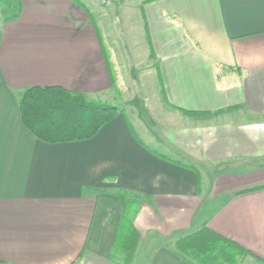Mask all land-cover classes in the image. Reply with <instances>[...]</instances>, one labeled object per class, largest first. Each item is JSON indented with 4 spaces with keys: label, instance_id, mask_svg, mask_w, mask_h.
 I'll return each instance as SVG.
<instances>
[{
    "label": "crops",
    "instance_id": "crops-1",
    "mask_svg": "<svg viewBox=\"0 0 264 264\" xmlns=\"http://www.w3.org/2000/svg\"><path fill=\"white\" fill-rule=\"evenodd\" d=\"M130 8L143 52L110 36ZM0 30V264H119V191L135 264H194L175 242L203 226L264 264V0H17ZM34 86L120 111L93 138L48 143L21 117Z\"/></svg>",
    "mask_w": 264,
    "mask_h": 264
},
{
    "label": "trees",
    "instance_id": "trees-1",
    "mask_svg": "<svg viewBox=\"0 0 264 264\" xmlns=\"http://www.w3.org/2000/svg\"><path fill=\"white\" fill-rule=\"evenodd\" d=\"M19 106L24 125L37 138L48 143L93 138L120 111L115 105L89 100L83 93L61 86L30 87L21 94ZM118 195L124 210L111 258L119 264H135L141 234L133 221V207L128 205L132 200L129 201L127 192L119 191ZM175 248L194 264H239L252 254L208 226L180 237L175 242Z\"/></svg>",
    "mask_w": 264,
    "mask_h": 264
},
{
    "label": "rangeland",
    "instance_id": "rangeland-1",
    "mask_svg": "<svg viewBox=\"0 0 264 264\" xmlns=\"http://www.w3.org/2000/svg\"><path fill=\"white\" fill-rule=\"evenodd\" d=\"M16 1L17 0H0V21H2L9 13L12 12V9L16 6ZM88 4V3H87ZM90 7H94V4H90ZM131 7V6H128ZM125 8V7H124ZM107 11V8H106ZM127 10L123 11L122 13L125 15V17L130 21H127L129 24L126 25L124 23V20L121 21V19H119V21H117V18L115 15H113V10L109 9V12H106V18L108 21V25H111L113 23V18L117 21V25H113L111 26V32H110V36H115L117 35L118 37H113V38H117L116 39V43L117 45H129L128 41L130 42V36H132L134 38V41L132 42H136V46L137 49L140 52H143L146 50L147 46H148V42L144 41L145 39V31H144V24H143V20L140 21L139 17L136 15L137 11L134 10V8H130V11L128 12V14L126 13ZM117 15V12H115ZM139 14L142 15L141 12H139ZM95 18L97 19V11L95 14ZM143 17V15H142ZM99 22H101V19L99 20ZM103 23V20H102ZM122 23V24H120ZM125 25H124V24ZM120 24V25H119ZM99 27H103L100 23L98 25ZM123 36V37H122ZM150 41H149V49H150ZM156 75H154V77L149 78V101L152 102V98L154 99V101H158L160 94H159V90L157 88V84H158V76L155 77ZM152 96V98H151ZM160 101V100H159ZM117 105V104H115ZM120 105V104H119ZM123 107V106H121ZM151 115L152 113H160V109H157V107L151 105L149 106ZM157 118V116H156ZM134 196H130V198H133ZM254 262V263H253ZM244 264H257L255 261H253L252 259H248Z\"/></svg>",
    "mask_w": 264,
    "mask_h": 264
}]
</instances>
